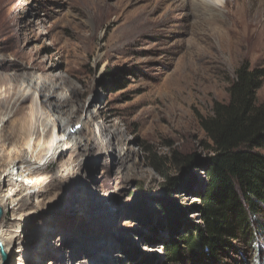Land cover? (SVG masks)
I'll list each match as a JSON object with an SVG mask.
<instances>
[{"label": "rangeland", "instance_id": "obj_1", "mask_svg": "<svg viewBox=\"0 0 264 264\" xmlns=\"http://www.w3.org/2000/svg\"><path fill=\"white\" fill-rule=\"evenodd\" d=\"M220 1L222 6L206 8L195 0H0V62L6 66L0 71L55 86L45 98L44 90L39 94L20 84L13 100L0 86V112L7 106L16 110L0 124L5 117L30 119L43 132L38 120L53 118L50 104H60L65 116L80 118L82 136L90 130L91 140L100 142L90 143L81 157L67 150L62 158L70 161L61 168L58 154L37 165V174L54 188L44 206H35V198L25 206L31 219L20 230L24 236L43 221L52 235L40 260L33 254L41 251L36 234L28 259L50 264L79 250L72 263L206 264L198 253L181 261L168 258L171 240L202 223V165L212 141L200 119L211 114L216 101L228 100L241 63L264 69V0H239L231 17L230 4ZM257 98L264 102V79ZM36 100L42 112L35 109ZM91 115L97 116L93 124ZM101 123L108 126L103 133ZM8 127L14 130L16 124ZM46 128L47 136L56 133V127ZM109 141L112 146L104 148ZM10 150L0 143V152ZM187 154L200 161L183 174L176 159ZM163 171L183 174L170 192ZM61 174L69 175L61 180ZM167 203L178 213L174 231L162 207ZM233 243L217 262H207L264 264V236L258 253L242 240ZM17 256L22 253L14 264L21 263Z\"/></svg>", "mask_w": 264, "mask_h": 264}, {"label": "trees", "instance_id": "obj_2", "mask_svg": "<svg viewBox=\"0 0 264 264\" xmlns=\"http://www.w3.org/2000/svg\"><path fill=\"white\" fill-rule=\"evenodd\" d=\"M263 79L264 69L241 63L228 86V100L216 101L211 114L200 119L212 141V153L202 165V223L193 224L180 238L171 240L169 260L181 261L198 253L206 264L217 262L220 252L231 248L236 239L250 245L254 253L258 250L257 242L264 236L263 226L257 227L264 217V152L260 150L264 149V102H259L257 91ZM155 161L164 167L157 158ZM176 161L184 174L200 159L187 154ZM163 172L168 192L180 185L183 174ZM162 207L173 228L178 213L169 203Z\"/></svg>", "mask_w": 264, "mask_h": 264}, {"label": "bare ground", "instance_id": "obj_3", "mask_svg": "<svg viewBox=\"0 0 264 264\" xmlns=\"http://www.w3.org/2000/svg\"><path fill=\"white\" fill-rule=\"evenodd\" d=\"M195 1L206 8L222 6V1L220 0ZM234 1L235 4L229 2L228 0L224 3L230 4V6L228 5L227 10V15L229 17L234 16L232 6L237 5V2H239V0ZM1 69L3 71V69H6V66L0 62V70ZM19 78L20 76L18 74L9 75L3 74L0 71V86L4 87L5 98L13 100L16 96H14V94L17 92V87L20 86V84H26L27 88L34 89L39 94L44 90L46 92L45 98L47 96H52L55 92V86L47 85L44 81L39 82L28 78ZM1 96L2 94L0 93V100ZM35 105V109L38 110V112H42L43 105L40 106L37 100ZM50 107H52L55 111L53 114L54 117H48L49 119L43 118L38 120L37 123L40 126V129L43 128V132H37L30 119H13L14 117H5L3 123L0 124V131L1 128H4V133H0V143L4 141L6 144L11 146V150L9 152H0V208L2 210V216L0 219V241L3 244L2 247L4 248L5 253V258H3L0 251V264H14L12 259L16 258V253H22L21 257L18 258L17 256L18 260L21 262L20 264H39L38 259L27 258L28 250L31 252L34 250L32 239H34L36 234L41 237V251L37 253L36 250H34L33 254H36L35 257H39L41 260V257L47 252L48 248L46 249L44 244L48 243L46 239L52 235V232H50L51 229L46 227L43 221H39L38 223L32 225L29 228V233L24 236L22 235L24 231L20 230L23 227L24 222L31 219L28 213H23L25 206H27L34 198L36 199L35 206H44L45 199L50 193V190L54 188V185L50 182H44V175L41 176L37 174V165L39 162L48 155L58 154L56 164L58 168H61L64 165L69 164L70 160L62 158L67 150L71 154L77 153V155L81 157L80 155H82L85 151H88L90 148V143L94 144L95 142L96 144H100V142H96L97 140L95 141L94 138H92L94 141L91 140L90 136L92 137V135L90 130L86 133V136H82L77 126L80 118L73 120V118L65 116V108L60 104L55 106L50 104ZM12 108V106L3 108V112H0V122L3 120L7 112L13 111L14 114L16 113V110H12ZM80 111L81 108L79 107L75 113L78 114ZM96 119V115H91L90 122L93 124L96 122ZM4 122H8L9 125L16 124V128H14V130L10 129L8 124H4ZM49 124L51 125V128L56 127L57 130L56 133L51 134L50 132L47 136L44 132L47 130L46 126ZM104 124L105 123L100 124L101 133L108 129V126ZM110 146H112L110 141L103 144L104 148ZM72 162H75V166L79 165V161H75L74 158H72ZM62 170L63 169H61V171ZM70 173L71 172H69V174ZM67 175L63 176L61 174L59 177L62 180ZM17 179H19V181H17ZM26 180H30L29 182L31 183L29 186H24L23 181ZM32 189L34 190L28 192ZM67 234L68 232H65L66 240L71 239V236L69 237ZM74 234L75 233H71V235ZM16 243H18L19 248L14 250ZM78 254L79 250H70L57 262L53 261L55 260L54 258L50 259L49 262L50 264H76L72 263V259ZM89 263L90 261L85 264Z\"/></svg>", "mask_w": 264, "mask_h": 264}, {"label": "water", "instance_id": "obj_4", "mask_svg": "<svg viewBox=\"0 0 264 264\" xmlns=\"http://www.w3.org/2000/svg\"><path fill=\"white\" fill-rule=\"evenodd\" d=\"M1 216H2V210H1V208H0V219H1ZM2 246H3V244H2V242L0 241V251H1V253H2L3 258H5L4 248H3Z\"/></svg>", "mask_w": 264, "mask_h": 264}]
</instances>
